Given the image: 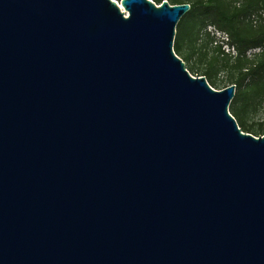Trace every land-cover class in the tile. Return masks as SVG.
<instances>
[{
	"label": "water",
	"instance_id": "water-1",
	"mask_svg": "<svg viewBox=\"0 0 264 264\" xmlns=\"http://www.w3.org/2000/svg\"><path fill=\"white\" fill-rule=\"evenodd\" d=\"M190 10L0 0V264H264V136L176 55Z\"/></svg>",
	"mask_w": 264,
	"mask_h": 264
},
{
	"label": "trees",
	"instance_id": "trees-1",
	"mask_svg": "<svg viewBox=\"0 0 264 264\" xmlns=\"http://www.w3.org/2000/svg\"><path fill=\"white\" fill-rule=\"evenodd\" d=\"M152 1L158 6L164 1L191 6L177 27L176 55L191 75L205 77L212 88L236 86L231 115L243 132L264 135V122L258 128L249 124L250 117L264 108V0ZM210 28L222 33L234 54H226L221 46L212 48L217 38ZM219 75L226 81H219Z\"/></svg>",
	"mask_w": 264,
	"mask_h": 264
},
{
	"label": "rangeland",
	"instance_id": "rangeland-1",
	"mask_svg": "<svg viewBox=\"0 0 264 264\" xmlns=\"http://www.w3.org/2000/svg\"><path fill=\"white\" fill-rule=\"evenodd\" d=\"M114 1H116V0H114ZM118 2L121 4V1H118ZM158 7H160V6H158ZM209 32H211V35L213 34L217 38L216 43H214V46L212 48H216V47L218 48L221 46L222 50L226 54H228L229 48H226V44L223 42L222 33L217 32L212 28L209 29ZM194 77H203V76L196 75ZM218 79H219V81L225 82L226 76L225 75H219ZM221 88L222 87H220L219 89H215V88H213V89L221 91V90H223ZM263 122H264V108H261L260 111H258L256 114H253L249 119V124L255 125L256 128H258L259 125L262 124ZM262 136H264V135H262Z\"/></svg>",
	"mask_w": 264,
	"mask_h": 264
},
{
	"label": "built area",
	"instance_id": "built-area-1",
	"mask_svg": "<svg viewBox=\"0 0 264 264\" xmlns=\"http://www.w3.org/2000/svg\"><path fill=\"white\" fill-rule=\"evenodd\" d=\"M118 3V5H120V3L118 1H116ZM123 10V9H122ZM226 48H229V53L234 54V50L231 49L229 46L226 45Z\"/></svg>",
	"mask_w": 264,
	"mask_h": 264
}]
</instances>
